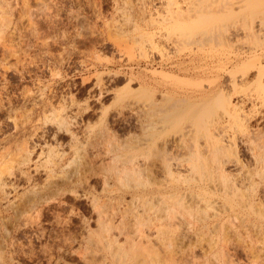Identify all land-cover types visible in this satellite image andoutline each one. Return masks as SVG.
<instances>
[{"label":"rangeland","instance_id":"1","mask_svg":"<svg viewBox=\"0 0 264 264\" xmlns=\"http://www.w3.org/2000/svg\"><path fill=\"white\" fill-rule=\"evenodd\" d=\"M263 12L264 0H0V159L16 162L24 147L36 145L32 156L36 160L42 144L46 143L48 147L54 146L63 154V172H58L60 174L54 175L53 179H59L65 174L74 178L79 173L86 175H82L85 178L82 180L84 182L81 181L83 184L75 185L72 192L67 191L57 199L41 203L38 210L24 213L20 224L8 223V230L11 231L9 237H5L7 227L5 231L4 226L0 227V250L3 255L1 262L120 264L112 259L98 237L102 226L98 228L100 224L96 220L104 219L106 222L110 215L113 217L111 220L109 216L108 221H112L114 226L119 225L112 229V233L118 235L119 243L121 241L124 249L131 244V241H124L125 235L130 231L129 234H135L132 236H135L136 243L145 241L150 245L151 241L157 246L155 248L151 244L150 247L156 250L155 253L160 252L161 258H151V251V257H140L144 259V262L141 260L143 263L146 260V264H264V179L257 172L251 176L257 190L253 211L242 210V206L238 205V198L232 195L217 196V199L214 197L222 205L219 203L218 206L214 201L215 207L201 208L203 212L198 206L201 202L197 201L199 199L194 194H186L187 198L184 196L180 200H177L179 196L171 198L170 209L175 208L171 209H174L171 211L173 217L172 214L169 216L172 217L171 222L168 221L174 227L169 224L170 228H165L168 231L164 239L166 242L160 244L163 241L160 242L154 229L144 226L142 230L145 233L151 232L152 240L148 242L144 236L138 239L139 232H133L134 224H131L133 216L129 215V218L127 215L128 218H125L129 209L127 206L141 184L135 188L134 184L137 183L133 180L130 183L134 186L128 188L124 180L112 176L113 167L107 168V165L119 163L116 166L122 169L119 165L124 162V166L126 162L128 164L125 166L140 163L146 169V163H160L158 158H149L154 146L147 141L148 130L139 126L136 117L140 113V105H149L151 98L161 99V92L169 91L171 97L187 98L174 113L185 112L191 117L167 124L165 131L159 135L161 139L166 135H176L181 128L196 127L198 129H192L196 133L185 140L187 144L192 142L190 146L195 147L197 137L203 140L196 131L199 126H195L202 121V113H205L209 123L214 122V118L218 121L221 117L219 119L226 125L230 123L227 125L231 127L228 128L230 138L234 137L232 140L237 142L238 154L246 165L242 171H257L252 155L240 139L243 138L242 127L233 128L237 125L234 121L232 123V115L236 111L231 110L229 115L224 106L214 103L215 98L212 96L221 88L222 92L232 96L231 101L239 111L242 109L250 116V129L264 126V104L257 100L255 102L254 99L241 98L234 88L236 84L252 92L258 83L259 69L264 72ZM143 35L146 36L145 39ZM134 37L135 40L143 38L145 43L143 39L134 41ZM159 72L165 75L170 73L175 77H165ZM261 83L264 85V74ZM161 103L164 108L169 107L167 111L170 109V102L161 100ZM166 110L162 109L160 112ZM134 112L139 113L134 115ZM59 113L65 114L70 120L71 132L65 128L56 130L54 119ZM225 114L228 115L224 116ZM200 115L202 117L198 120ZM205 120L203 117V121ZM210 128L213 130V126ZM73 132L77 134L74 138ZM210 134L211 132L206 134L204 140L208 139L212 144ZM115 144H118V151L109 152ZM171 148L177 156V160L173 161L181 163L176 165L181 174L175 172V177L166 174L165 178L159 176V179L169 183L171 187L194 183L191 180L194 174H189L190 164L186 161V158L191 157L185 158L187 153L184 151L187 148ZM116 154L122 155L117 157ZM130 154L135 156L134 162L133 159L132 162L127 159ZM125 155H128L125 159L128 162L121 161ZM116 158L117 161H114ZM34 159L29 171L34 183H37L35 186L42 187L47 175L44 169L41 171L44 166L39 171L34 169ZM193 159L191 161L194 165H199V159ZM230 167L232 168L231 165L228 166ZM13 169L16 170L15 167ZM233 169L235 170L234 166ZM75 171L79 173L76 174ZM187 173L189 178L185 176ZM250 182L251 180H246L248 191L252 193L254 186ZM18 183L21 186H18L12 196L18 194L20 197L25 193V188H30L24 179L18 180ZM142 185L141 188L149 186L147 181L146 186ZM108 194H124L125 200H109ZM93 197H97L95 199L98 203H104L105 207L100 209L106 214L102 215V212L101 219L97 218L98 215L92 208V201L95 200ZM258 198L260 202L256 203ZM181 200L186 201V207L178 204ZM134 206L135 210L133 207L130 210L142 209V206ZM224 207L227 210H223ZM227 207L234 209L233 212ZM204 211H207L206 214ZM217 216L219 218L215 219ZM121 220L130 224L122 223ZM174 220L176 224L172 223ZM96 228L100 229L99 232ZM119 228L123 230V235L121 232L119 235ZM138 245L140 244L136 245L137 248ZM142 245L140 246L143 248ZM140 249L139 252L142 251ZM131 251L128 250L130 256H134ZM213 253L216 254L212 255ZM130 258L126 259L125 264L132 261L133 264L138 263L134 261L137 257L134 256L132 260ZM142 262L140 263L143 264Z\"/></svg>","mask_w":264,"mask_h":264},{"label":"bare ground","instance_id":"2","mask_svg":"<svg viewBox=\"0 0 264 264\" xmlns=\"http://www.w3.org/2000/svg\"><path fill=\"white\" fill-rule=\"evenodd\" d=\"M167 1V0H166ZM211 2V1H210ZM256 2V1H255ZM234 4V3H233ZM145 5V4H144ZM260 8V7H259ZM218 10V9H217ZM203 11V10H202ZM143 12V10H142ZM264 13V12H263ZM133 15V14H132ZM261 18V17H260ZM264 18V17H263ZM129 21V20H128ZM158 21V20H157ZM262 21V20H261ZM264 21V19H263ZM124 22V21H123ZM237 22V21H236ZM133 23V22H131ZM264 23V22H263ZM4 26V25H3ZM129 26V25H128ZM146 35V34H145ZM147 36V35H146ZM143 35V38L146 37ZM161 36V35H160ZM142 37V36H140ZM208 37V36H207ZM142 38V39H143ZM141 39V38H139ZM139 39H136V40H139ZM141 39V40H142ZM145 39V38H144ZM143 39L144 43H145V40ZM194 39V38H193ZM135 40V37H134V41ZM184 40V39H183ZM151 41V40H150ZM139 42V41H138ZM148 42V41H147ZM199 42V41H198ZM136 43V42H135ZM153 42L151 41L150 44H152ZM143 44V42L141 43ZM145 46V45H144ZM138 47V46H137ZM140 48V47H139ZM249 55V54H248ZM255 60V59H254ZM257 60V58H256ZM252 61V60H251ZM254 62V61H252ZM256 62V61H255ZM260 65V64H259ZM264 66V65H263ZM256 69V68H255ZM258 69V68H257ZM264 69V68H263ZM258 71V70H257ZM164 72V71H163ZM160 73V72H159ZM247 73V72H246ZM163 75L166 77L169 76L171 78L175 77V75L173 76V74H168L166 73L163 74V73H160V75ZM264 72L259 69V72L257 74V77H258V83L255 85L254 89L252 92H248L247 90H244L243 88L241 87H238V85H236L235 83V86L234 88H236L235 92L238 96H240L241 98H244L245 100H250V99H254L255 102L259 101L260 103L264 104V85L261 83V80H262V76H263ZM238 78V77H237ZM180 80V79H179ZM243 82V81H242ZM244 84V83H243ZM141 86V85H140ZM101 87V86H100ZM145 87V86H144ZM147 88V87H146ZM149 89V87H148ZM105 90V88L103 89ZM151 90V88H150ZM156 90V89H154ZM153 91V89H152ZM154 92V91H153ZM102 93V92H101ZM100 93V94H101ZM106 93V92H105ZM163 93L161 95V99H152L150 100V104L147 105V104H143V105H140L138 107V111L139 112H134V115L137 113L138 114V117L137 118V122L139 124V126L144 129L145 131L148 130V139L147 141L150 142V144H152L154 147H155V150H154V147L152 148V150L150 152V157L149 158H158V160H160V163H155L152 161L149 165L146 163V169L147 171H145L146 169H144V167L142 166V164H132L130 163L131 165H128V166H125V164H128L125 162L124 166L121 164L119 166H122V169H120L119 167H117L116 165L118 164H113L112 166H108L107 165V168L109 167L111 169V167H113V172H112V176L114 175L115 177L120 178L122 180H124L125 182V185L129 187L131 186H135V188H137V186L139 184L142 185V180H144L145 178L146 181H147V187H144L146 186V181L143 182L144 184V188H141V185H140V188L137 190L138 192H135L131 198V203L129 204L127 202V204H129L127 207H129V209L126 211L124 208V210L128 213L126 214L125 218L127 219L129 217V215H132L133 218H134V221L133 223L131 224H134L132 226V228H134L133 232H136L138 231V235H140V238L138 239H142L141 236H144L148 242L150 241V239L152 238L151 236V232H147L145 233V231H143V226L144 227H147V229H154V233H156L155 235L160 239V244H163L165 243L164 242V239H165V234L166 232L168 233L167 230H165L166 227L170 228V222H171V219L173 217V214L171 213V211L173 212V210H171L172 208H175L172 207L170 209V200L171 198L175 197L177 198V196H179L180 198L177 199V200H180L181 198L183 199L184 196L186 194H194L196 195L197 200L198 202H201L200 205L198 203V206L201 210V208L205 209V208H210L211 206H214L215 207V202L217 203V201H215L218 197H228L230 195L234 196V197H237L236 199L238 200V205L242 206V210H252L254 209V204H255V198H256V195L257 194V190L254 186V182L253 179H251V176L253 173H256L258 174L259 176L263 177L264 179V126L263 125H260L259 127H257V129L255 128L254 130L253 129H250L249 128V121H250V116L248 117V115L246 114V111L243 112V110L241 109L239 111V108L236 107V105L233 103V101H231V97L226 93L222 92L221 88H218L217 91L215 93H213V96L215 99V104L216 105H222L226 108V113H228L230 115V111L231 110H234L236 112L233 113L232 115V123L233 121L239 126V127H236L234 126L233 128H238L240 129V127H242L241 129V132H242V137L243 138H240L241 141L245 144L246 146V150L249 151L252 156V159H254V163L256 164V170L257 171H248L247 172H243L242 169L246 166L243 159L241 158V156L238 154V151H237V142L232 140V138L234 137H231L230 138V134H229V131H228V128H231L229 126H227L228 124L230 125V123H228L227 125L224 123V121H221L219 118H218V121L215 119L217 118H214V122L212 124L208 122V118L206 119L205 117V113H202V115H204V120L203 121V117L202 115L199 116L198 120H200V117L202 121H198L199 125H195V126H199V130H196L197 132H199L198 134L200 135L199 137H203L201 139H196V142H195V147L194 146H190L191 143L187 144V142L185 141L186 139L189 138V136L191 134H195L193 133L194 131H192V127H186L184 125L185 128H181V130L179 131V133H177L176 135H166L164 136L162 139L159 135H161L164 131H165V127H167L166 125L169 124V123H172V122H175L177 123V121L180 119V118H185V117H188L191 115L187 114L185 112H182V113H174L177 111V108L179 107V105H182L183 103H185L186 99H181V98H174V97H171L172 94L169 93V91L165 92H161ZM99 95V94H98ZM206 95V94H205ZM232 95V94H231ZM161 100L162 102H170L169 106L170 109L167 111L166 109H168L169 107L164 108L163 105H160L161 103ZM192 100V99H191ZM257 100V101H256ZM145 101V100H144ZM174 101V102H173ZM136 102V101H135ZM160 102V103H159ZM254 102V101H252ZM130 104V103H129ZM162 104V103H161ZM138 105V104H137ZM147 105V106H146ZM190 105V104H189ZM241 105V104H240ZM127 106V105H126ZM132 106V105H131ZM145 106V107H142ZM167 106H168V103H167ZM174 106V108H173ZM243 108V107H242ZM166 110L164 112H160L161 110ZM205 109V108H204ZM197 111V110H196ZM222 112V111H220ZM61 113V112H60ZM59 115H55V119L54 117H52L54 119V124H56L55 126L56 127V130L58 129V131L62 128H65V130L67 131H70L71 132V128H70V120L67 118V116H65V114H60ZM160 114V115H159ZM228 114H225L224 116L228 115ZM263 114V113H262ZM220 115V114H219ZM57 116V117H56ZM222 117H224L223 115H221ZM261 116V115H260ZM228 117V116H227ZM226 117V119H227ZM262 117V116H261ZM264 117V115H263ZM71 118V117H70ZM52 119V121H53ZM181 119V120H183ZM74 120V119H73ZM212 120V119H211ZM229 119V121H231ZM228 121V120H226ZM228 121V122H229ZM189 122V121H188ZM192 122V120H191ZM204 122V123H203ZM190 123V122H189ZM207 123H209V125H207ZM231 123V125H232ZM53 124V125H54ZM187 124V123H186ZM189 125V124H187ZM201 125V126H200ZM203 125V127H202ZM213 126V130L212 128H210L211 126ZM191 126V125H190ZM196 128V127H195ZM194 128V129H195ZM198 129V128H196ZM73 130V129H72ZM61 131V130H60ZM178 131V130H177ZM161 132V133H160ZM202 132V133H200ZM211 132V134L209 136H211L210 138H212L211 140L213 141L212 144L210 143V141H208V139H205L207 137L206 134H209ZM44 133V132H43ZM56 133V131L54 132V134ZM176 133V132H175ZM73 137H76V133L73 132ZM202 134V135H201ZM40 135V134H39ZM56 136V135H55ZM54 136V137H55ZM208 136V137H209ZM78 138V137H77ZM195 138V137H194ZM146 139V138H145ZM34 140V139H33ZM144 140V139H143ZM189 140V139H188ZM210 140V139H209ZM236 140V139H235ZM194 142V141H193ZM37 143V142H36ZM141 143V142H140ZM143 143V142H142ZM141 143V144H142ZM25 144V143H24ZM50 144V143H49ZM58 144V143H57ZM187 144V145H186ZM211 144V145H210ZM27 145V144H26ZM52 145V144H51ZM116 145V144H115ZM118 145V144H117ZM117 145L114 146L110 151L109 149L107 148V150L109 152L115 150L118 151L117 149ZM36 146V145H35ZM35 146H26L23 148V152H21V155L20 157L18 158V160H14L13 163L9 162L8 160L6 159H0V164H1V167H0V227L1 226H4V231L6 230L5 227H7L8 223L9 224H17L21 221V216L24 215V213L26 212H29L31 210H38L39 208V205L43 202H49L51 201L52 199H57L59 196H62L64 195L67 191H70L72 192L76 187H74L75 185H79L80 183L84 182L82 180L84 176V174H80L79 171H75L77 172L76 174H78V177L77 178H74L73 176H69V175H63L62 177L60 176L59 179H53V176L55 175H58L60 173L58 172H63V162L61 161L62 160V152L56 150L54 148V146H50L48 147L47 144L45 143L42 144V147L40 148V151H39V154L38 155V159L36 158V160L32 157L33 156V153H34V150ZM60 146V145H59ZM171 146H175V147H185L184 150H186L187 148V152L184 151V153H187V155L185 156L186 157H191L190 159L186 158V161H188L187 163L190 164V171H189V174H194L191 178L192 184L187 185L186 186H180V187H171L169 186L166 182L164 183V181L160 180L159 176H162L163 178H165L164 176L166 174H170V176H176L177 173L175 172H180V169L179 167L176 165L178 164H181L180 162L179 163H176L174 162L175 159L177 158L176 155L173 154V152L171 151ZM33 147V148H32ZM193 147V148H192ZM138 148V146H137ZM178 150V148H176ZM36 153V152H35ZM61 153V154H60ZM100 153V152H99ZM1 154V153H0ZM101 154V153H100ZM105 154V153H104ZM125 154V153H124ZM152 154V155H151ZM176 154V153H175ZM3 155V153H2ZM117 155V154H116ZM113 156V158L116 157ZM122 154H120L121 156ZM179 156V154H177ZM5 156V154H4ZM100 156V155H99ZM119 155H117V157H120ZM128 155H125L124 156V159H121V161H127L125 160ZM3 157V156H2ZM10 157V156H9ZM37 157V156H36ZM97 157V156H96ZM134 157V158H133ZM183 157V156H182ZM196 159V161L198 160L199 161V165H194V163L191 161V159L193 158ZM11 158V157H10ZM89 158V157H88ZM92 158V157H91ZM95 158V157H94ZM181 158V157H180ZM35 160V164L33 163V167L34 169L36 170H40L41 166H44L42 167L41 171H44L46 172L45 175L46 176V182L43 183L41 186L42 187H37L35 186L37 183H34V178H33V175L31 174V172L29 171V167H30V163L32 162V160ZM96 159V158H95ZM129 161L132 162V159H133V162L135 160V156H133V154L130 156H128L127 158ZM153 159V158H152ZM12 160V159H11ZM10 160V161H11ZM38 160V162L36 163V161ZM86 160V159H85ZM112 160V158H111ZM174 160V161H173ZM177 160V159H176ZM92 161V160H91ZM91 161H88V162H91ZM94 161V160H93ZM114 161H117V158L114 160ZM113 161V162H114ZM150 161V160H149ZM194 161V159H193ZM202 161V163H201ZM97 162V161H96ZM128 162V161H127ZM156 162V160H155ZM191 162V163H190ZM195 162V161H194ZM87 163V162H85ZM186 163V164H187ZM201 163V164H200ZM63 164V165H62ZM97 164V163H96ZM196 164V162H195ZM90 165V164H89ZM111 165V163H110ZM232 166V168H228V166ZM84 166V165H83ZM98 166V165H97ZM117 168H116V167ZM181 167V165H179ZM183 166V164H182ZM233 166L235 168V170L233 169ZM16 168V170H14L13 168ZM78 167V166H77ZM86 167V166H85ZM105 167V166H104ZM157 167V168H156ZM115 168V169H114ZM250 168V167H249ZM34 170V171H36ZM85 170V169H83ZM246 170V168H245ZM7 171V172H6ZM108 171V169L106 170ZM37 172V171H36ZM81 172V171H80ZM85 172V171H84ZM110 172V170L108 171ZM74 173V172H73ZM86 173V172H85ZM75 174V176H76ZM174 174V175H173ZM181 173H179L178 175H180ZM183 174H186V173H183ZM182 174V176H184ZM84 175V176H82ZM111 175V174H110ZM54 176V177H55ZM113 176V177H114ZM188 177V173L187 175H185ZM114 177V178H115ZM144 177V178H143ZM179 177V176H178ZM181 177V176H180ZM143 178V179H142ZM189 178V177H188ZM259 178V177H258ZM20 179H24L25 183H27L28 185H30V188L27 189L25 188V193L24 194H19V196L17 195H14L12 196V194H14V192L17 191V188L18 186H21L20 183H18V180ZM105 179V178H104ZM180 179V178H179ZM251 180V184H253L254 188H252V193H249L248 191V186H247V183H246V180ZM120 180V181H122ZM133 180H135V182L137 184H134V185H131V183L133 182ZM187 180V179H186ZM22 181V180H21ZM82 181V182H81ZM119 181V180H117ZM131 181V183H130ZM188 181V180H187ZM264 181V180H263ZM104 182V181H103ZM105 183V182H104ZM103 183V184H104ZM83 184V183H82ZM108 184V183H106ZM123 184V183H122ZM120 184V185H122ZM151 185V186H150ZM32 186V187H31ZM124 186V185H123ZM156 186V187H154ZM157 186H162V187H157ZM252 186V187H253ZM74 187V188H73ZM105 187V186H104ZM125 187V186H124ZM105 190V189H104ZM116 190V189H115ZM78 191V190H77ZM86 191V190H85ZM110 191V190H109ZM111 192V191H110ZM88 193V192H87ZM80 195V194H79ZM85 194H83L84 196ZM183 195V197H181ZM255 195V197H254ZM12 196V197H11ZM82 196V197H83ZM109 196V194H108ZM189 196V195H187ZM80 197V196H79ZM87 197V196H86ZM85 197V198H86ZM186 197V196H185ZM216 198V199H213V198ZM260 197V196H259ZM88 198V197H87ZM94 199L97 198V197H93ZM115 198H118L119 200H125L124 198V194H110L109 196V200L111 199H115ZM187 198V197H186ZM61 199V198H60ZM93 199V200H94ZM196 199V198H195ZM103 200V199H102ZM101 200V202H102ZM105 200V199H104ZM103 200V201H104ZM185 200V199H184ZM184 200H181L179 203V205H182L183 207L186 205V201ZM92 201V200H91ZM115 201V200H113ZM184 201V203H183ZM189 201V200H188ZM187 201V202H188ZM196 201V200H195ZM194 201V202H195ZM215 201V202H214ZM262 201V200H261ZM58 202V201H57ZM92 205L94 208L93 210L97 213L99 219H101V213L104 212V211H101V207L104 206V203L103 204H100L98 203L99 201H97L96 199L94 201H92ZM116 202V201H115ZM120 202V201H119ZM183 204H182V203ZM193 202V201H192ZM193 202V203H194ZM214 202V203H213ZM260 202L259 198H258V201L256 203ZM118 203V202H116ZM125 203V202H124ZM175 203V202H173ZM181 203V204H180ZM190 203V202H189ZM197 203V202H195ZM220 201H218V206L222 205V203H220ZM262 203V202H261ZM47 204V203H46ZM112 204V202H111ZM111 204H109L111 206ZM115 204V203H114ZM213 204V205H212ZM215 204V205H214ZM134 205H138L139 207L142 206V209H138L137 211H134ZM177 205V204H175ZM189 205V204H188ZM187 205V206H188ZM259 205V204H258ZM117 205H115L116 207ZM125 206V205H124ZM134 206V207H133ZM191 206V205H190ZM216 206V207H218ZM105 207V206H104ZM130 210V208H132ZM186 207V206H185ZM136 208V207H135ZM138 208V207H137ZM221 208V207H220ZM228 208V207H227ZM257 208V207H256ZM121 209V208H120ZM123 209V208H122ZM191 209V208H190ZM230 209L232 212L234 209L232 208H228ZM258 209L261 210V208L258 207ZM105 210V209H104ZM119 210V209H118ZM133 210V211H132ZM197 210V208H196ZM218 210V209H217ZM223 210H227L225 209V207L223 208ZM110 211H113V210H110ZM109 211V212H110ZM120 211V210H119ZM123 211V210H122ZM131 212L129 214V212ZM185 211H187V209H185ZM195 212V210H193ZM193 211H192V214H193ZM199 211V210H198ZM202 211V210H201ZM200 211V212H201ZM220 211V210H219ZM263 212V210H261ZM39 212V211H38ZM107 212V211H106ZM115 212V211H113ZM118 212V211H117ZM121 212V211H120ZM119 212V213H120ZM170 212V213H169ZM188 212H190V210L188 209ZM198 212V213H200ZM203 212V211H202ZM207 212V211H206ZM206 212L204 211V214H206ZM215 212V211H214ZM218 212V211H217ZM31 213V212H30ZM29 213V214H30ZM112 214V212H110ZM125 213V212H124ZM123 213V215H124ZM106 214L105 212L102 214L104 215ZM116 214V213H114ZM113 214V215H114ZM172 214V217L170 218L169 216ZM175 214V213H174ZM203 214V213H202ZM201 214V215H202ZM232 214V213H231ZM263 214V213H262ZM35 215V214H34ZM117 215V214H116ZM123 215L121 217H123ZM128 215V217H127ZM176 215V214H175ZM194 215V214H193ZM196 215V214H195ZM25 216V215H24ZM85 216V215H84ZM106 216V215H105ZM110 216V215H109ZM109 216H108V219H109ZM115 216V215H114ZM120 216V215H119ZM197 216V215H196ZM203 216V215H202ZM200 216V217H202ZM210 216V215H209ZM213 216V215H212ZM215 216V215H214ZM234 216V215H233ZM27 217V216H26ZM104 217V216H103ZM107 217V216H106ZM111 217V220H112V217L113 216H110ZM120 217V218H121ZM175 217V216H174ZM177 217V216H176ZM199 217V218H200ZM206 217V216H205ZM235 217V216H234ZM238 217V216H237ZM236 217V218H237ZM28 218V217H27ZM32 218V217H31ZM96 218V219H97ZM105 218V217H104ZM124 218V217H123ZM122 218V219H123ZM130 218V217H129ZM204 218V216L202 217ZM215 219L219 218V216L217 217H214ZM107 219V218H106ZM105 219V220H106ZM107 219V223L104 221V219H102L101 221L99 220H96L99 222V226H102L100 227L102 231H100V242L103 244V247L107 248L108 251L110 252L109 254L111 255L112 259L117 263V262H120V264L122 263H127L125 262L127 258H132L135 256L137 257L136 259L138 260V258H140L141 256L142 257H148V255L153 258V256H156L159 257V259L161 258L160 257V252L158 253H155L154 251V248H151V244L153 245V243L150 241V245H148V243L146 244V242L143 244L142 242L139 241V243H136L137 241H134V237L132 235H135L134 233L132 234H129L130 232H128L126 235H128L126 237L125 235V242L128 240L129 242L131 241V244L127 245V249L128 250H132V254L134 253L135 255L134 256H130V251L128 252V250H126V248L124 249V247L122 246V243L120 241L119 243V240L118 239V235L117 234H114L112 233V229L119 226L116 224V226H114L115 224L114 223H111L109 222ZM239 219V218H237ZM241 219V217H240ZM244 220H248L246 219L245 217H243ZM31 220V219H30ZM37 220V219H36ZM170 222H169V221ZM243 220V221H244ZM32 221H33V218H32ZM88 221V220H87ZM122 221V220H121ZM131 221V220H130ZM175 221V220H174ZM172 222L174 224H176V221L175 222ZM214 222V220H212ZM109 222V223H108ZM120 222V221H119ZM126 222V221H125ZM124 221H122V223H125ZM169 222V223H168ZM252 223V222H251ZM114 224V225H113ZM127 224V222L125 223ZM130 224V223H128ZM127 224V225H128ZM169 226H168V225ZM253 224V223H252ZM123 225V224H122ZM124 226V225H123ZM171 226L174 227V225L172 224ZM90 227V226H89ZM122 227V226H120ZM126 227V226H124ZM130 227V226H128ZM176 227V226H175ZM98 228H96L98 230ZM118 228V227H117ZM117 228H116V231H117ZM123 228V227H122ZM131 228V229H132ZM9 228L7 227V230L5 232L6 233V236L5 237H9V234H10V230H8ZM86 229V228H85ZM120 229V230H119ZM118 231H119V235H120V232L123 231L121 228H119ZM124 229V228H123ZM126 229V228H125ZM124 229V230H125ZM129 229V228H128ZM95 230V229H94ZM100 230V229H99ZM98 230V232H99ZM130 230V229H129ZM10 231V232H9ZM4 232V234H5ZM114 232V231H113ZM116 233V232H115ZM118 233V232H117ZM122 233V232H121ZM137 233V232H136ZM125 234V232H124ZM89 235V233H88ZM87 235V236H88ZM99 235V233H98ZM123 235V233H122ZM154 235V236H155ZM90 236V235H89ZM211 236V235H210ZM92 237V236H90ZM136 237H138L136 235ZM168 237V236H167ZM87 238V237H86ZM89 238V237H88ZM210 238V237H209ZM96 239V238H95ZM172 239V238H171ZM214 239V238H213ZM212 239V240H213ZM68 240V239H67ZM89 240V239H87ZM92 239H90L89 241H91ZM94 240V239H93ZM152 240V239H151ZM157 241H159L158 239H156ZM167 240V239H166ZM88 241V242H89ZM97 241V240H96ZM127 241V242H128ZM170 241V240H169ZM99 242V243H100ZM126 242V243H127ZM216 243V241H214ZM159 243V242H157ZM171 243V242H170ZM210 243V242H209ZM215 243H214V246H215ZM124 244V243H123ZM137 244H140L143 246V248L138 245V248L136 245ZM132 245V246H131ZM151 246L150 248H148L147 246ZM155 245V244H154ZM155 248H157V246H154ZM99 246V245H98ZM125 246V245H124ZM139 246L141 247V249L139 248ZM162 245H160L161 247ZM166 246V244H165ZM135 247V248H134ZM159 247V246H158ZM137 248V249H136ZM147 248V249H145ZM162 250L164 249L163 247H161ZM209 248V247H208ZM1 249V248H0ZM138 249L142 250L141 252L138 251ZM150 249V250H149ZM159 249V248H158ZM210 249H213V247ZM222 249V248H221ZM137 250V251H136ZM147 250V251H145ZM160 250V249H159ZM1 253H0V264H6L5 262H1V259L3 258V255H2V250H0ZM14 251V250H13ZM72 251V250H71ZM135 251V252H134ZM153 251V252H151ZM208 251V250H207ZM150 252L152 253L150 255ZM82 253V252H81ZM143 253H145V255L147 254V256H145ZM154 253V254H153ZM163 253V252H162ZM161 253V254H162ZM217 253V252H216ZM216 253H213L212 255L216 254ZM224 253V252H223ZM131 254V255H132ZM141 254V255H140ZM143 254V255H142ZM205 254V252H204ZM158 255V256H157ZM211 255V257H212ZM223 255V254H221ZM139 256V257H138ZM10 257V256H9ZM218 257V256H217ZM216 257V258H217ZM224 257V256H223ZM87 258V257H86ZM130 258V260H132ZM155 258V259H156ZM171 258V257H170ZM215 258V259H216ZM134 259L135 262H138V263H134V264H141L140 262H144V259L143 258H140L138 261ZM143 259V260H142ZM129 260V259H128ZM129 260V261H130ZM142 260V261H141ZM160 261V260H159ZM14 262V261H13ZM19 262V261H18ZM142 262V263H143ZM154 262V261H153ZM156 262V260H155ZM162 262V261H161ZM58 263V262H57ZM88 263V261L86 262ZM148 263V262H147ZM152 263V262H150ZM149 263V264H150ZM160 263V262H159ZM130 264H133V261L130 262ZM143 264H146V260H145V263ZM162 264V263H161ZM214 264V263H213Z\"/></svg>","mask_w":264,"mask_h":264}]
</instances>
